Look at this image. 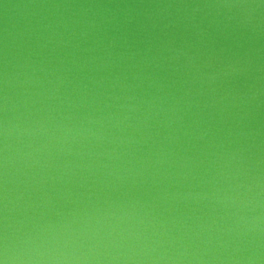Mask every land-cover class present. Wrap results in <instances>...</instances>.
<instances>
[{"label": "water", "instance_id": "obj_1", "mask_svg": "<svg viewBox=\"0 0 264 264\" xmlns=\"http://www.w3.org/2000/svg\"><path fill=\"white\" fill-rule=\"evenodd\" d=\"M0 264H264V0H0Z\"/></svg>", "mask_w": 264, "mask_h": 264}]
</instances>
